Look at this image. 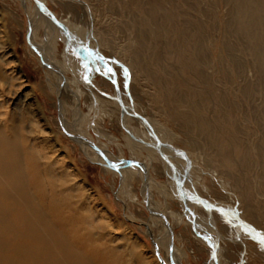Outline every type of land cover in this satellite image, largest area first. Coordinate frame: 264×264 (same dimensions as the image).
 <instances>
[{"label": "rangeland", "instance_id": "rangeland-1", "mask_svg": "<svg viewBox=\"0 0 264 264\" xmlns=\"http://www.w3.org/2000/svg\"><path fill=\"white\" fill-rule=\"evenodd\" d=\"M41 1L77 42L127 64L120 55L125 35L117 29L122 17L117 9L110 10L111 0ZM36 7L34 0H0V102L2 110L22 124L25 139L34 141L38 153L54 163L53 174L74 197L80 218L73 225L57 220L56 208L40 188L36 190V173L24 156L26 190L37 194L36 204L47 212L52 226L67 232L89 217L91 226L84 224L81 232L67 234L68 253L55 251V255L68 260L78 256V263L88 259L93 264H264V243L251 237L233 215L213 212L199 200L183 199L172 167L155 148L150 129L132 116L134 111L148 119L173 165L178 157L170 150V140L178 141L181 147L176 149L190 152V156L183 152L186 157L181 155L175 168L188 194L216 199L218 206L241 214L245 211L244 200L207 158L206 150L183 145L182 141L189 143L190 136L195 137L170 120L163 103L156 100L154 85L132 70L112 62L105 65L90 51L74 48L56 23L53 30H47V23L43 26ZM228 8L220 2L214 11L222 18ZM103 35L110 46L101 44ZM12 198L0 201L10 204ZM16 203L11 204L14 221L23 209L19 200ZM195 206L200 207L199 214ZM258 211L254 217L259 226L252 223L264 236ZM11 239L10 249L21 244V239ZM1 255L11 256L5 251Z\"/></svg>", "mask_w": 264, "mask_h": 264}, {"label": "bare ground", "instance_id": "bare-ground-1", "mask_svg": "<svg viewBox=\"0 0 264 264\" xmlns=\"http://www.w3.org/2000/svg\"><path fill=\"white\" fill-rule=\"evenodd\" d=\"M220 2L229 5L222 18L214 11ZM108 6L122 17L117 29L125 35L120 55L127 61V70L152 83L156 100L163 103L170 120L194 135L195 139L190 136V142L182 141L183 145L203 147L207 158L231 180L245 202L244 213L238 212L258 239L252 222L259 224L254 217L258 209L264 224V0H111ZM36 12H40L43 26L47 23V30H53L55 22L46 8L37 5ZM109 43L103 35L101 44ZM48 48L51 50L50 44ZM44 58L48 61L46 55ZM3 105L0 102V198L14 197L15 203L0 201V263L93 264L88 259L78 263V256L68 260L55 255V251L66 255L70 250L67 234L81 232L84 224H91L87 216L73 230L62 232L37 206V194L26 190L28 164L24 156L36 173V190L40 188L56 208L57 220L72 223L80 218H76L70 189L53 174L54 163L43 152L38 153L34 141L25 139L22 124L9 117ZM170 142V150L178 157L177 168L183 159L179 152L185 151L176 149L181 147L176 139ZM185 153L190 156L189 151ZM15 198L23 207L16 221L10 214L18 202ZM210 202L218 206L216 199ZM195 209L199 214L200 207ZM11 238L21 239V244L10 249ZM3 251L11 256L3 257Z\"/></svg>", "mask_w": 264, "mask_h": 264}, {"label": "water", "instance_id": "water-1", "mask_svg": "<svg viewBox=\"0 0 264 264\" xmlns=\"http://www.w3.org/2000/svg\"><path fill=\"white\" fill-rule=\"evenodd\" d=\"M34 1H35V3H36L37 5H43V6L46 8V10L49 12L50 16L52 17V20H53V21L58 25V27L63 31V33H64V35H65V37H66L67 42H68L70 45L74 46V48H75V47H79V48H81V49H84V50L90 51V52L93 54L94 57H96L98 60L102 61L105 65H106L107 62L116 63L117 65L121 66V67L124 68L126 71H128V70H127V66H126L123 62L118 61L116 58L106 57V56H104L101 52H99V50H97V49H92V48L89 46V44L82 45L80 42H77V41L72 37V34H71L70 30L68 29V27H67L62 21H60V20L57 18V16L52 12V10H50V8H49V7H48L43 1H41V0H34ZM74 51H76V49H74ZM79 57L82 58L81 55H79ZM126 92H127L128 96L130 97V93L128 92L127 87H126ZM117 100L119 101L120 105L122 106V109L125 110L124 105H123L121 99H117ZM132 116L137 117V118H140V119L144 122V124L150 129V131H151V133H152V135H153V137H154V139H155V141H156L155 148L158 150L160 156H161V157H162L167 163H169V165L172 167V169H173L174 179H175V181H176V183H177V186H178V188H179V190H180V193H181V195H182V197H183L184 200H185V199H188V200H194V201H198V200H199V201H201L202 203H204L206 206H208V207H210V208H214V209H216V210H218V211H220V212H222V213H226V214L233 215V216L235 217L236 221H238V223H239V224H240V225H241V226H242V227H243V228H244V229H245V230H246L251 236H253L252 233L250 232V223H248L246 220H244L243 218H241V216H240V214H239V212H238L237 209H227V208H224V207H221V206H216V205H214L213 203H211L208 199H206L205 197H201V196H199L198 194H191V195L188 194V192H186V191L183 189V185H182V183H180V182L178 181L177 174H176V171H175V168H174L173 163L169 160V158L167 157V155H166L165 153H163L162 150H161L162 146H164L165 144L162 143V142L159 140V138L157 137V135H156V133H155V131H154L152 125H151L150 122L148 121V119H147L145 116H143V115L137 113L136 111H134V112L132 113ZM179 153H180V155L186 157V155H184V153H181V152H179ZM182 179H185V178L183 177ZM253 230H254V233H256V235H257V234H258V231H257L255 228H253ZM256 235H255V236H256ZM258 235H259V234H258ZM254 238H255V237H254ZM255 239H256L257 241L261 242V243H264V236H262V235L259 236L258 239H257V238H255Z\"/></svg>", "mask_w": 264, "mask_h": 264}, {"label": "snow or ice", "instance_id": "snow-or-ice-1", "mask_svg": "<svg viewBox=\"0 0 264 264\" xmlns=\"http://www.w3.org/2000/svg\"><path fill=\"white\" fill-rule=\"evenodd\" d=\"M107 71H108V72H111L112 70L109 68Z\"/></svg>", "mask_w": 264, "mask_h": 264}]
</instances>
